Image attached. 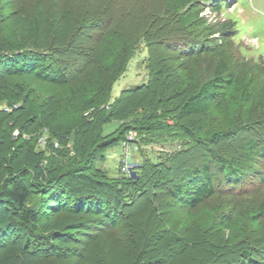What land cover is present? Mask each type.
Instances as JSON below:
<instances>
[{
    "label": "rangeland",
    "instance_id": "obj_1",
    "mask_svg": "<svg viewBox=\"0 0 264 264\" xmlns=\"http://www.w3.org/2000/svg\"><path fill=\"white\" fill-rule=\"evenodd\" d=\"M128 1L140 3L136 5L135 10L141 8L139 12L137 11L136 17L131 19L132 24L126 16L121 15L122 8L124 10L129 7L124 1L121 4L122 8L116 7L114 3L115 9H112L109 7L112 0H0V42L7 43L6 46L11 48L23 44L49 45L52 41L55 45L65 43V46L58 47L59 51L55 57L64 64L65 72L74 87L83 80L81 78L87 67L86 61H90V55L93 61H96L91 63L93 65L90 69L94 76H98L101 74L98 67L104 68L106 56L114 53L112 51L114 46L119 48L117 37L113 38L108 34L112 28L127 31L126 28L129 26L128 30L132 29L131 31L135 32L140 28L142 9L149 6L155 10L154 12L157 10L161 12L159 17L154 14L155 18L157 17L153 22L154 28L158 25L162 28L153 39L151 53L154 49V59L149 58L147 43L141 42L128 61L126 71L113 83L108 106L114 103L125 89H133L149 80L151 88L146 91L145 97L150 99V92L157 90L155 97L157 105H160L158 110H163L167 116L163 122L169 124L168 131H161L159 135L157 132L155 136L147 133L142 138L139 130H127L121 135L120 132L123 131H118L119 126L121 128L119 124L130 123L132 119L122 122L113 120L105 125L102 131L103 136H111L112 141L105 149L104 157H99L91 170L68 181L83 184L86 189L92 191L102 184L106 174L112 181L118 179L135 181L140 174V165L144 161L159 163L161 169L156 173L154 184L148 192L151 200L148 203V210L152 208V216L146 213L142 217L144 230L139 228L135 236L136 240L139 236L145 237L149 228H152L153 220L158 222L159 227L157 230L154 228L156 230L154 233L158 231L157 234L162 233L163 237L150 238L146 247L140 249L142 258H145L147 263L206 262L210 261L207 253L203 255L206 250L214 252L212 254L218 252L215 256L219 261L214 263H223V259L230 257L231 247L238 250L246 249L255 258L262 260L259 252L264 245V210H261L264 204V157L257 164L259 176L246 175L238 185L229 184L225 180L219 185L216 181L218 184L216 194L195 208L185 207L184 210H180V203L171 204L174 198L170 197L167 188L171 186L170 179L175 177V174L178 175L186 168H201L205 162L210 163L211 172L223 178L222 171L215 167L219 157H226L228 160L233 157L240 158L244 143L251 138L258 141L261 146L264 145V0H200L201 4L194 7L184 4L182 0ZM219 3L221 5L215 10L214 7ZM130 6L133 8V5ZM187 11L189 12L187 19L183 23L179 22L180 18L176 16V12L182 14ZM20 20L31 28L33 25H40L41 34L34 37L37 41L28 40V27L22 26ZM228 21L234 22L237 30L232 33L234 36L230 41V50L237 64L244 68L250 97L245 102L241 95L243 89L232 90L228 93L227 103L223 107L213 108L206 113L185 115L181 109V102L185 95L197 88L199 81L203 79L207 70H210L211 64L206 61L208 60L206 57L184 55L177 46L187 41L183 38H190L196 30H200L203 23L216 25ZM170 85H173L171 89ZM64 88L63 92L67 89L68 93V88ZM66 102L65 100L64 103ZM141 103L142 100L138 104L135 103L138 111L143 110ZM5 104L1 103L0 108L2 109ZM156 117L153 120L160 121ZM183 128L191 131L192 137L188 139L184 136ZM223 130H231L229 137L212 143L211 137ZM16 132L17 129L1 140L5 143L0 142V190L7 177L17 175L23 170H31L32 174L24 175L23 179L31 184L33 198L38 200L43 194L39 193L36 183L34 184L37 182L34 173L40 172L37 166L53 168L61 165L64 160L50 153L51 143L47 131L41 134L35 143L36 155L23 152V148H27L21 147L23 140H27L29 136L26 137L24 134L19 140L15 138ZM55 147L57 148L56 145ZM73 153L71 149V154ZM146 187L148 188L143 186V189ZM1 208L2 206L0 222L3 220L5 223L9 222V212H4ZM141 211L137 209L130 211V215L134 212L135 215H139ZM126 213H123L125 219ZM98 218L101 217L92 213L85 215L59 213L48 218L47 223L44 222L48 233L71 227L72 237L55 240L59 255L45 258V261L39 264L125 263L123 245L120 251L116 250L117 252L109 253L105 257L106 249L116 242L117 234H99L102 226L97 227ZM123 222L121 221L119 226ZM130 230L131 228L121 227L118 231L121 241L125 242V235L129 236ZM170 239L185 247L192 239L196 244L195 250L188 248L183 257L170 262ZM31 240L35 241L33 237ZM24 241L25 234L18 245L22 247ZM73 248L82 251L85 256L90 255L89 259L78 256L79 252L75 253ZM17 252L16 249L9 251L1 259V264L15 262L19 253ZM199 255L201 257H198ZM186 256L189 259L185 258Z\"/></svg>",
    "mask_w": 264,
    "mask_h": 264
},
{
    "label": "trees",
    "instance_id": "obj_2",
    "mask_svg": "<svg viewBox=\"0 0 264 264\" xmlns=\"http://www.w3.org/2000/svg\"><path fill=\"white\" fill-rule=\"evenodd\" d=\"M123 1L129 4L128 9L123 10L121 5ZM182 1L191 7L201 4L200 0ZM112 2L109 3V7L115 9V3L116 7L122 8L121 15L126 16L130 21L141 9L135 10L136 5L140 4L137 1L112 0ZM130 4L133 5V8ZM217 5L214 7L215 10L221 3ZM142 10L140 28L135 32L131 31L132 29L128 30V26L127 31L112 28V31L108 33L113 38L117 37V42L120 45L119 48L114 46V50L112 49L114 53L106 56V62L103 63L104 68L98 67L99 70L101 69V74L94 76L90 67L93 65L91 63L96 61H93L90 55V61H86L87 67L81 78L83 80L75 87L72 86L74 84L65 72L64 64L58 57H55L59 51L58 47L65 46V43L55 45L52 41L49 45L27 44L28 46H26L23 44L11 48L6 46L7 43L0 42V104L6 103L2 109L0 108V142L5 143L1 140L17 129L18 134L15 135V138L20 140L24 134L26 137L29 136L27 140H23L21 147H27L23 148V152L36 155L34 152L35 143L41 134L47 131L48 140L51 143L49 144L50 153L64 160L61 165L53 168L37 166L40 172L34 173L35 181L37 180L34 184L36 183L39 193L43 194L38 200L33 198L31 184L23 179L24 175L32 174L31 170H23L17 175L7 177L3 182L0 190V206H2V211L9 212L10 219L6 223L4 220L0 222V264L2 263L1 259L14 249L19 253L17 252L18 258L12 264H39L45 261V258L58 256L59 250L54 241L71 238L72 228L48 233L44 222L47 223L48 218L59 213L99 215L101 218L96 220L97 227L105 226L107 228L105 230L106 228L101 227L99 234H117L116 242L114 241L113 246L110 245L106 249L105 257L124 247L125 258L123 261L125 263L122 264H153V262L147 263L145 258H142L140 249L146 247L150 238L161 239L163 237L162 233L157 234L158 231L154 233L159 227L158 222L153 220L152 228H149L145 237L139 236V239L136 240L135 236L139 228L144 230L142 226L144 223L141 222L142 217L146 213L152 216V208L148 210V203L151 201L148 192L154 184L156 173L161 169L159 163L144 161L140 165V174L135 181L119 179L112 181L106 174L102 184L92 191L86 189L83 184H74L68 181L70 178H78L79 175L91 170L98 158L104 157V151L112 141H110L111 136L104 137L102 131L104 126L111 121L122 122L132 119L130 123H120L121 128L119 126L118 131H123L120 132L122 135L127 130H139L141 131L140 138L147 133L155 136L158 132L159 135L161 131L167 132L170 127L169 124L163 122L167 117L165 112L158 110L160 105H157L155 97L157 90L150 92V99L145 97L146 91L151 88L149 80L141 86L125 89L117 100L112 104L109 103L110 106H108L113 83L119 75L126 71L128 61L141 42L147 43L149 58L154 59L155 50L153 49L151 53L153 39L162 28L159 25L154 28L153 22L161 15L159 14L161 12L158 10V12H154L155 10L149 6ZM154 14L157 15L156 18ZM177 15L180 18L179 22L183 23L189 12L182 14L176 12ZM20 24L28 27V40L37 41L34 37L36 34H41L40 25H33L31 28L30 25L26 26L27 24L22 20H20ZM152 25L154 26L152 27ZM202 26L190 38H183L187 41L177 46V49H180L184 55L196 58L206 57L208 59L206 61L211 64L210 70L208 69L203 79L199 81L197 88L185 95L181 102V109L185 115L206 113L213 108L223 107L227 103L228 93L232 90L243 89L240 92L245 102L250 97L249 86L243 73L244 68L237 64L230 50V41L234 36L232 33L237 31L234 22L228 21L216 25L203 23ZM20 43L18 42V44ZM172 86L170 85V89ZM64 87L68 88V93L67 89L63 92ZM158 90L160 92L159 88ZM140 100H142L140 105L143 110L138 111L136 104ZM86 112L88 113L85 115ZM154 117L160 121H154ZM183 131V135L188 139L192 137L191 131L186 128H183ZM230 131H220L213 135L210 141L216 143V141L226 139L229 137ZM55 143H58L59 147L56 148ZM71 149L73 154H71ZM240 156V158L233 157L229 160L226 157H219L215 167L222 171L223 178L211 172L209 162L203 163L201 168H186L178 175L175 174V177L170 179L171 186L167 188L170 197L174 198L171 204L180 203V210H184L185 207L195 208L216 194L217 183L222 185L221 183L225 180L229 184L238 185L246 175L259 176L257 164L264 157V145L261 146L258 141L251 138L244 143ZM143 186H148V188L143 189ZM136 209L137 211L142 210L141 213L135 215L134 212L130 215V211L133 212ZM261 210H264V204L261 206ZM124 212H127L126 219ZM121 221L124 222L119 226ZM124 226L128 229L131 228L129 231L131 236L130 234L129 236L125 235V242L121 241L120 234L118 235V231ZM22 233L25 234V241L24 245L20 247L18 242L24 236ZM32 237L35 241L31 240ZM95 238L96 236H94ZM147 238H149L148 241ZM170 240V262L175 258L183 257L188 248L194 249V245H196L192 239L186 244V247L176 244V241L172 242L173 239ZM73 250L75 253L79 252L78 256L89 259L90 255L85 256L77 248H73ZM206 251L203 252V255L207 253L212 262L207 260L206 262L193 261L191 263L188 261L189 257L186 256L185 258H188L186 264H264V245L259 252L262 260L255 258L246 249L238 250V248L231 247L229 258L223 259V263H214V261H219L215 256L218 252L212 254L214 252ZM148 258L151 257L148 256ZM166 263L170 264L168 261Z\"/></svg>",
    "mask_w": 264,
    "mask_h": 264
},
{
    "label": "built area",
    "instance_id": "obj_3",
    "mask_svg": "<svg viewBox=\"0 0 264 264\" xmlns=\"http://www.w3.org/2000/svg\"><path fill=\"white\" fill-rule=\"evenodd\" d=\"M18 132V131H17ZM16 132V134L15 135H17L18 133ZM55 145L58 147L59 146V144L58 143H55Z\"/></svg>",
    "mask_w": 264,
    "mask_h": 264
}]
</instances>
